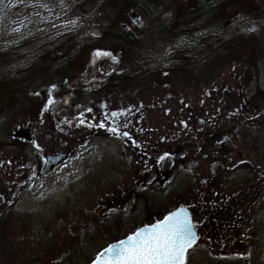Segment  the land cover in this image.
Listing matches in <instances>:
<instances>
[{
    "label": "rangeland",
    "instance_id": "374dc122",
    "mask_svg": "<svg viewBox=\"0 0 264 264\" xmlns=\"http://www.w3.org/2000/svg\"><path fill=\"white\" fill-rule=\"evenodd\" d=\"M103 1L74 15L80 0H0V83L15 91L0 93V264H90L182 205L200 237L187 264H264V0L228 4L216 30L173 41L153 24L173 29L177 9L195 0L158 18L130 7L127 28L141 41L130 64L96 55ZM259 33L257 55L246 39L213 75L162 82L174 49L193 53L196 68L229 39ZM70 39L77 43L66 46ZM50 61L53 69L70 61L68 76L30 77ZM113 126L119 135L106 130ZM59 151L66 157L41 174L44 155Z\"/></svg>",
    "mask_w": 264,
    "mask_h": 264
},
{
    "label": "trees",
    "instance_id": "16d2710c",
    "mask_svg": "<svg viewBox=\"0 0 264 264\" xmlns=\"http://www.w3.org/2000/svg\"><path fill=\"white\" fill-rule=\"evenodd\" d=\"M98 1L99 0H80V2L74 7V11L76 12L74 15H78L77 12L82 15L89 14ZM238 1L239 0H222L221 2L215 4L209 0H195L192 1L190 5L177 9L179 0H104L96 9L94 14V17L96 16L95 22L98 23L99 26H103L101 28L103 30L102 37L97 41V45L101 48L98 51L101 53L112 52L117 54L118 57L125 60L127 63L130 64L132 62L134 57L137 55V46L141 44V41L135 28H127V25L131 24V21L129 20L127 14H125V11H127L130 7H133L135 10L140 12L142 17L154 15V13H156L155 16L157 18L160 16V12L163 10V7H166V9L170 11L177 9L173 17V29L164 31L165 28L163 29L161 25H158L157 23L152 26L153 31L160 36L158 38L168 36L170 38L169 41H173L176 37L186 39L193 38L197 33L203 31V29L216 30V26L219 23H225L224 9L227 8L226 5L235 4ZM167 6L169 7L167 8ZM261 12L262 14L258 15V18L264 19V8L261 9ZM170 36L174 37L171 38ZM262 36L263 33H259L254 36L250 35L248 38L238 35L229 39L224 45L222 43V45H220L216 50H211L210 53L212 54L204 57L196 68L192 67V64L188 59L190 58V54L193 53L189 52V50L186 51L187 49L185 50L184 46L178 47L168 55L167 63H170L171 66L160 72V75L163 77V81H161L168 86H177L181 81L185 83L189 81L193 82L195 78H197L196 76L199 78L204 76L206 78V76L213 75L211 72H215V70L218 69L216 65L221 66L235 60V54H238L239 49H241L242 46L241 41H245L246 39L253 40L252 47L256 50L254 54L257 55V52L259 51L258 41H260ZM67 42L70 43L66 46H69L72 42L74 44L77 43L74 39L72 41L71 39L67 40ZM227 45L230 46L229 49L226 48ZM72 48L73 47H70V50ZM73 51H71L70 54L68 53L69 57H73ZM69 62L62 68L53 69L52 67L55 63L50 61L43 67H39L38 65L32 66L28 70V73L31 78L33 76L36 78L38 75L45 79L46 82H54L55 79L61 80L63 77L61 76L62 74H64V76H68V70L70 71L72 68L71 63ZM126 76L124 75L123 77H118V80H122L120 83L125 82L123 80L127 78ZM10 83L11 82H4V84L0 83V93L2 92V95L8 96V94L15 92L10 86ZM34 96L37 98L40 95L37 94ZM261 126L264 129V123H262ZM188 208L190 210V206Z\"/></svg>",
    "mask_w": 264,
    "mask_h": 264
},
{
    "label": "snow or ice",
    "instance_id": "6c2138e0",
    "mask_svg": "<svg viewBox=\"0 0 264 264\" xmlns=\"http://www.w3.org/2000/svg\"><path fill=\"white\" fill-rule=\"evenodd\" d=\"M96 55L111 54L98 52ZM49 103L52 101L50 100ZM88 111L90 112L91 109ZM111 115L115 118L123 113L113 112ZM104 118L108 119L107 114ZM95 126L105 128L103 122ZM106 130L113 135L120 134L117 126ZM122 135L128 136V133L125 132ZM128 138L131 139L130 136ZM33 143L40 150L39 145ZM199 239L191 215L187 209L181 207L162 220L150 226L141 227L127 235L126 239L109 245L97 255L93 264H187L190 250L195 249Z\"/></svg>",
    "mask_w": 264,
    "mask_h": 264
},
{
    "label": "water",
    "instance_id": "95a60500",
    "mask_svg": "<svg viewBox=\"0 0 264 264\" xmlns=\"http://www.w3.org/2000/svg\"><path fill=\"white\" fill-rule=\"evenodd\" d=\"M14 137L15 138H23L24 140H29L30 138H29V134L27 133V132H24V131H18V132H16L15 133V135H14ZM66 157V152L65 151H59V152H56V153H50V154H45L44 155V162H43V165H42V167H41V169H40V173L41 174H44V173H46V172H48L51 168H53V167H55L56 165H58L64 158ZM181 207H183V208H185V209H187V211L189 212V214H190V211L188 210V208H187V206H185V205H183V206H180V207H178V208H176V209H174V210H171V211H169L166 215H168V214H170L171 212H173V211H176V210H178L179 208H181ZM165 215V216H166ZM191 215V214H190ZM164 216V217H165ZM163 217V218H164ZM162 218V219H163ZM191 218H192V216H191ZM161 219V220H162ZM154 223H156V222H154ZM154 223H152V224H154ZM152 224H149V225H144V226H141V227H146V226H150V225H152ZM141 227H139V228H141ZM138 228V229H139ZM137 229V230H138ZM127 237V236H126ZM126 237H124V238H122V239H126ZM122 239H120V240H122ZM120 240H118V241H115V242H112V243H110V244H108L105 248H107L109 245H111V244H114V243H118ZM105 248H103L100 252H102ZM99 252V253H100ZM98 253V254H99ZM97 254V255H98ZM97 255H96V257H97ZM95 257V258H96ZM95 258H94V260H95ZM93 260V261H94ZM93 261L91 262V264H93Z\"/></svg>",
    "mask_w": 264,
    "mask_h": 264
},
{
    "label": "flooded vegetation",
    "instance_id": "af4514ba",
    "mask_svg": "<svg viewBox=\"0 0 264 264\" xmlns=\"http://www.w3.org/2000/svg\"><path fill=\"white\" fill-rule=\"evenodd\" d=\"M32 173H33V171L28 172V173L25 174V176H26V177H29ZM26 177H24V178H26ZM197 198H199V199L201 198V194H200V193H199V196L197 195V196L194 197V200L196 201ZM209 198H210L209 201L211 202V201H212V200H211L212 197H209Z\"/></svg>",
    "mask_w": 264,
    "mask_h": 264
}]
</instances>
